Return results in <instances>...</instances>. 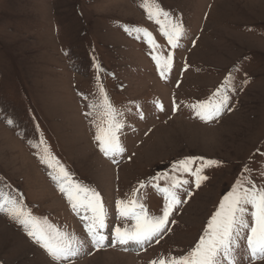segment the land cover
<instances>
[{
    "label": "rangeland",
    "instance_id": "1",
    "mask_svg": "<svg viewBox=\"0 0 264 264\" xmlns=\"http://www.w3.org/2000/svg\"><path fill=\"white\" fill-rule=\"evenodd\" d=\"M177 21L182 34L173 48L164 33ZM169 55L162 78L153 57L163 63ZM220 94L229 97L223 113L201 121L193 106ZM105 96L123 125V151L114 157L95 139L98 127H108ZM186 157L220 164L204 169L208 179L197 188L190 174L172 171ZM57 166L70 174L65 184L100 194L109 225L104 247L87 237L81 216L91 211L78 207L77 215L52 180ZM262 174L264 0H0V192L39 225L83 241L72 264L185 255L237 179L260 185ZM174 178L189 184L177 190L181 204L165 232L143 248L111 246V230L124 225L116 202L136 199L161 215L163 193L153 185L168 187ZM0 264L59 262L0 212Z\"/></svg>",
    "mask_w": 264,
    "mask_h": 264
},
{
    "label": "snow or ice",
    "instance_id": "2",
    "mask_svg": "<svg viewBox=\"0 0 264 264\" xmlns=\"http://www.w3.org/2000/svg\"><path fill=\"white\" fill-rule=\"evenodd\" d=\"M163 15L167 18L169 14L165 12ZM164 34L173 48L178 47L177 41L182 34V26L179 21L173 24L171 32ZM153 59H156L158 71L163 78L165 73L170 70L172 56H167L163 63L156 57ZM101 91L103 92V89ZM220 96L221 98L215 103L200 102L193 106L201 121L211 122L223 113L229 97L224 94H220ZM101 108L107 118L108 127L107 130L98 127L95 139L99 142V150L106 157H114L123 151L118 136L123 125L116 120L115 109L108 102L106 96ZM8 123L12 122L8 121ZM41 160L49 168L53 167L47 157H41ZM197 161L199 163L193 169L192 165ZM219 164V161L206 160L203 157H186L176 161L172 166V171L190 174L194 178L195 187L199 188L201 183L208 179L204 174V169ZM69 177L70 174L63 167L57 166L56 174L51 178L57 183L59 191L66 195L70 206L77 215H80V212L77 211L78 207L84 208L86 212L91 211L90 217L85 215L81 216V219L87 221L84 224L87 237L92 246L98 250L104 247L105 242L109 240V235L105 234L109 225L106 223L107 215L101 196L94 189L81 186L79 182L65 184ZM151 179L159 180L161 177L157 176ZM188 184L189 180L187 179L174 178L168 187L159 188L158 185H153L163 193L164 198L162 214L157 216H152L146 206L136 199L118 200L116 202L118 217L124 220V225L123 227L115 226L111 230V246L131 244L143 248L154 238L160 237L168 226L170 215L181 204L180 193L177 190H183L184 186ZM140 187H144V182L140 184ZM80 193L85 194L84 199L80 198ZM190 194L188 192V195ZM0 201H2L0 202V212L8 214L9 218L24 228L26 234L59 264H66V262L72 264L73 259L80 254L84 242L76 236H69L51 226L39 225L31 213H26L16 207V202L6 198L2 192H0ZM248 217H251V224ZM129 221L132 223L129 224ZM242 241L246 242V247H242ZM156 243H159V239H156ZM124 250L129 249L125 248ZM241 258L248 260L249 264L258 260L264 261V183L257 185L250 178L244 176L238 178L222 197L207 224V228L194 248L185 255L170 256L168 259L161 258L159 261H153L152 264H240Z\"/></svg>",
    "mask_w": 264,
    "mask_h": 264
},
{
    "label": "bare ground",
    "instance_id": "3",
    "mask_svg": "<svg viewBox=\"0 0 264 264\" xmlns=\"http://www.w3.org/2000/svg\"><path fill=\"white\" fill-rule=\"evenodd\" d=\"M196 127V126H195ZM158 245V244H157ZM263 264V263H262Z\"/></svg>",
    "mask_w": 264,
    "mask_h": 264
}]
</instances>
